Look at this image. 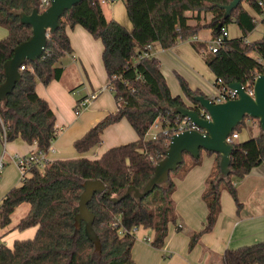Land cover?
Instances as JSON below:
<instances>
[{"label": "trees", "instance_id": "obj_1", "mask_svg": "<svg viewBox=\"0 0 264 264\" xmlns=\"http://www.w3.org/2000/svg\"><path fill=\"white\" fill-rule=\"evenodd\" d=\"M102 1L82 0L72 11H66L55 34L48 37L44 54L35 62H24L20 83L8 95L6 103L0 102V139L4 135L6 142L21 138L29 145L36 144L37 151L44 153L57 139L56 115L49 103L37 94L36 87L62 78L63 68L59 63L73 53L68 29L76 26H82L102 42V60L109 85L115 90L112 93L116 103H121L116 112L109 113L74 142L76 151L81 155L90 152L102 142L106 128L123 119L128 120L138 139L110 148L97 159L56 160L44 168H32L20 186L2 198L0 226L8 227L16 208L28 204L27 215L10 231L29 228L37 231L33 238L16 240L12 247L0 245V264H135L132 251L140 228L155 233L152 247H164L169 226L177 221L173 178L181 169L185 174L200 165L203 151L198 159L185 153L184 163L178 171L170 173L169 182L156 187L144 199L129 195L115 204L111 198L123 194L130 186L142 190L153 176L155 165L164 158L170 137L160 134L157 139L148 138L153 123L160 118L164 127L172 126L177 118L173 108L184 106L200 112L201 107L193 96H209L200 89H192L179 74L177 78L185 98L173 96L159 59L143 56L148 45L159 43L162 48L170 49L197 37L204 29L211 31L213 39L221 33L219 25L227 29L236 23L242 35L226 38L216 53L196 42H193L194 48L201 52L214 74L215 86L219 80L224 85L234 82L245 85L262 72L264 38L247 41L257 21L244 4L256 14L264 15V0H243L227 19L221 6L232 0H123L132 30L108 19ZM35 8L44 11L41 0H0V26L9 33L0 40V84L5 80L3 66L12 58L14 48L32 35V27L20 22L19 13L31 14ZM207 14L212 16L209 21L204 17ZM248 121H256L260 128L257 120L245 118L234 132L240 133ZM233 145L231 174L227 179L220 177V155L205 151L215 155L216 166L202 195L208 209L206 224L198 232H189L190 250L204 234L213 231L222 211L223 191L231 195L238 211L241 210L235 182L246 178L264 162L261 128L256 137L245 142L235 141ZM91 180L102 181L110 192L96 194L88 204L95 215L93 228L99 237L98 243L87 233L85 222L78 220L80 196L85 183ZM222 262L264 264V241L228 249Z\"/></svg>", "mask_w": 264, "mask_h": 264}, {"label": "crops", "instance_id": "obj_2", "mask_svg": "<svg viewBox=\"0 0 264 264\" xmlns=\"http://www.w3.org/2000/svg\"><path fill=\"white\" fill-rule=\"evenodd\" d=\"M108 3L109 0L103 4L106 17L108 18L107 12L110 10V19L120 21V24L125 26L128 30H132L133 26L128 18L126 9L122 11H112L109 9ZM244 6L257 21V26L247 37V41L253 42L264 38V15L256 14L246 4H244ZM204 17L209 21L212 16L207 14ZM230 25L235 26L238 32L232 34ZM230 25L227 28L229 38L240 37L242 34L239 26L236 23ZM258 28H260V34L255 38L254 34L258 31ZM8 34V30L0 26V40L5 39ZM68 35L73 53L63 57L59 63V66L63 68L62 78L59 81L51 82L47 86L38 84L36 87L37 94L49 103L52 111L56 115L58 136L52 144V150L47 154L51 162L80 157L97 159L110 148L128 144L138 139L137 133L128 120L123 119L106 128L102 135V142L98 146H95L90 152L81 155L76 151L74 142L84 136L109 113L116 112L117 103L113 93L108 89L109 80L102 60L104 50L102 42L93 38L82 26L68 29ZM211 39V31L204 29L199 33L194 42L206 44L209 50V42ZM192 43L193 42H191V45ZM182 44L181 42L175 47L164 49L159 43H154L150 45L149 49L146 48L145 51H147V55L159 59L167 83L170 76H172L173 80L174 73L180 71L178 72L179 75L181 74L182 77L189 82L192 89H200L206 94L205 89L207 87L204 85L203 77H195L194 74L186 70L181 62V58H184L183 53L185 50ZM197 52L201 53L198 50ZM188 60L187 62L193 65L192 68L195 67L198 70H205L208 75L214 77V74L208 68L204 60L205 65H202L196 58H191V56L188 57ZM198 70L195 72L199 76ZM181 71H183V73L188 72V74H185V76ZM79 80L80 82H78ZM214 80L216 81L215 77ZM74 83H79V85L74 87L71 86ZM168 85L173 96L185 98L179 84L177 85L174 81L173 89L169 83ZM79 86H81V88L78 89L77 92H74V89H77ZM93 93H99L98 98L94 100L84 112L77 115L75 111L79 100ZM246 129L247 133L245 135L243 132L239 133L238 142H245L256 137L260 132V128L256 121H248ZM104 144L107 145V148L101 150L99 146ZM36 151V144L29 145L21 138L13 142H5L3 138L0 139V160H5L6 155H8L9 162L5 163L13 164L19 172V182L17 180H10L7 175L3 173V176L0 178V189L2 190L0 196L1 200L12 188L18 187L21 184L22 175L18 165L13 160V156L16 154L26 156ZM203 159L200 165L192 168L185 174L181 171V173H178L173 178L175 184L173 200L177 219H179L180 224L169 226V233L164 247L162 249H157L147 242V238L151 240L154 238L155 233L153 231L140 228L136 232V243L132 251L135 264H161V260L165 258V254L169 256L165 264H223V255L228 249H238L264 241L263 162L260 166L254 168L246 178L235 182L238 190V197L242 203L241 210L238 211L236 203L227 191L222 192V211L213 231L204 234L196 246L190 250L189 232H198L202 230L206 224L208 209L202 199V195L207 186V179L216 166L215 155L208 154L207 158L205 160ZM251 179L257 181L258 186L244 192L247 190L245 188L246 184H248ZM178 225H182V228L186 226L188 229L187 233L180 232L177 229ZM30 230H32L30 236L33 238L37 229L35 228L33 230L32 228ZM12 231L13 230H8L4 235L6 236V234ZM149 233L151 236L148 235ZM23 234L24 233L21 232V235Z\"/></svg>", "mask_w": 264, "mask_h": 264}, {"label": "water", "instance_id": "obj_3", "mask_svg": "<svg viewBox=\"0 0 264 264\" xmlns=\"http://www.w3.org/2000/svg\"><path fill=\"white\" fill-rule=\"evenodd\" d=\"M82 0H50V6L43 12L35 8L31 14L19 13L20 22L32 27V35L27 40L16 46L13 56L5 62L3 73L5 80L0 84V102L6 103L7 97L13 92L16 85L20 83L22 75L20 68L26 61L35 62L45 52L48 37L54 35L59 27V20L66 11H72L74 6ZM243 0H232L228 5L221 6L224 9V19L231 16L234 9ZM222 26H218V31ZM238 92V98L223 103H214L209 97L203 95L193 96V100L202 109L208 112L211 120L202 118L196 110L184 106L172 109V113L181 117L189 118L197 129L171 135L170 143L165 151V156L160 160L154 169L153 176L147 181L142 190L134 186L118 197L111 198L115 204L122 201L129 195L136 199H144L150 195L156 187L163 186L169 182L170 173L176 172L184 163V154H190L198 159L201 151L219 154L220 177L227 179L231 174L233 144L227 143V137L235 131L245 118L257 120L264 135V75H259L254 82V96L249 95L243 88L242 83L234 82L228 85ZM110 194L105 184L100 180H91L85 183L84 191L79 202V221L85 222L87 233L96 242L99 237L93 225L95 215L89 210L88 204L96 194Z\"/></svg>", "mask_w": 264, "mask_h": 264}, {"label": "built area", "instance_id": "obj_4", "mask_svg": "<svg viewBox=\"0 0 264 264\" xmlns=\"http://www.w3.org/2000/svg\"><path fill=\"white\" fill-rule=\"evenodd\" d=\"M106 1L103 0L102 3L104 4ZM262 5V2H260ZM50 6V0H41V8L43 10H46ZM229 37L228 29L222 28L221 33L216 38L211 39L209 42V50L213 53H216L220 47H222L224 41L226 38ZM193 40L196 41V37H193ZM147 49L150 48V45L146 47ZM147 55L146 53L143 54V56ZM25 68L22 66L21 70H24ZM259 75H264V66L262 69V72ZM257 75L253 82H248L247 84H242L244 90L251 96H254V82L258 78ZM218 85L215 86L217 89V95L213 97H209L210 100L214 103H223L228 100H234L238 98V92H235V89L230 88L228 85H224L222 80H219ZM108 89L111 92H114L113 87H111L108 84ZM99 93H93L88 95L85 98H82L79 100L78 106L76 108L75 113L77 115H80L82 112H84L88 106L98 98ZM121 107V103H117V109ZM199 115L204 118L205 120H211V116L208 112H206L204 109L201 108V111L198 112ZM197 129L195 124L187 117H181L180 115H177V118L175 119L172 126L164 127L163 122L160 118H158L152 125L151 129L147 133V137L154 140L157 139V137L160 134L171 136L176 135L181 132H185L188 130ZM3 140L6 142L5 135L2 137ZM239 138V133L232 132L226 139L227 143L233 144L237 139ZM171 140V138H170ZM170 140L168 142V146L170 143ZM52 150V146L48 150L47 153L44 152H38L32 153L30 155L22 156L19 154H16L13 156V160L18 165L19 170L22 175V180L27 178L30 175V170L34 167L44 168L48 163H51V161L48 159L47 154L49 151ZM6 163L3 159L0 160V176L2 174V171L5 167ZM21 180V181H22ZM179 228H181V225H179ZM147 242L151 243V239L147 238Z\"/></svg>", "mask_w": 264, "mask_h": 264}, {"label": "rangeland", "instance_id": "obj_5", "mask_svg": "<svg viewBox=\"0 0 264 264\" xmlns=\"http://www.w3.org/2000/svg\"><path fill=\"white\" fill-rule=\"evenodd\" d=\"M108 5H109V9H111L112 11H122V10H124L125 9V5H124V2H123V0H109V3H108ZM106 10H107V8H106ZM109 13H110V10L107 12V14H108V19H110L111 17L109 16ZM191 15V14H190ZM119 23H120V21H118ZM231 27H230V29H231V32H232V34H235V32H238V29L237 28H235V26H233V25H230ZM260 34V28H258V31L254 34V37L255 38H257L258 37V35ZM191 42H194V40H193V38H190V39H188L187 41H184V42H182L183 44V46L185 47V50H184V53H183V55H184V58H181V62L183 63V65L185 66V68H186V70H188V71H190L192 74H194V76L195 77H200V78H202L203 77V81H204V85L207 87L206 89H205V92H206V94L209 96V97H213V96H215V95H217V88L214 86V82H215V80H214V77L211 75H208L206 72H205V70H198L197 68H195V71L196 70H198L199 71V76H198V74L194 71V68H192L193 67V65H191V63H189V62H187V61H189L188 60V57L189 56H191V58H196L198 61H200L201 63H202V65H205L204 64V61H203V58H202V54L201 53H199V52H197V50L194 48V46H193V43H192V45H191ZM180 44V43H179ZM204 45H206V44H204ZM187 64V65H186ZM178 72H180V71H178ZM178 72H175L174 74V76L176 77H174L173 76V80H172V76H170L169 77V81H168V83L171 85V87H172V89L174 88V81L176 82V84L178 85L179 84V81H178V78H177V76H178ZM182 73H183V71H181ZM205 72V73H204ZM184 75L186 74H188V72H186V73H183ZM181 75V74H180ZM185 75V76H186ZM182 76V75H181ZM78 82H80V80L78 81ZM77 85H79V83H74V84H72L71 86H77ZM180 85V84H179ZM81 88V86H79L77 89H74V92H77L78 91V89H80ZM106 93V92H105ZM77 94V93H76ZM241 132H243L244 133V135L247 133V129L245 128V129H243ZM240 132V133H241ZM237 141H239V139H237ZM107 145H108V143H107ZM107 145L106 144H104V145H101V146H99V148L101 149V150H105L106 148H107ZM98 146V145H97ZM206 152L204 151L203 152V156H202V159L203 160H205L206 158H207V155L205 154ZM76 154V153H75ZM6 163L7 162H9V157H8V155H6V158H5V160H4ZM180 171H182L183 172V170L181 169ZM3 173L5 174V175H7V177L10 179V180H17L18 182H19V172H18V170H17V168L13 165V164H11V163H8V164H6L5 165V167H4V169H3V171H2V174H1V176H0V178L3 176ZM255 186H258V183H257V181H255V180H253V179H251V180H249V183L248 184H246V186H245V188L247 189V190H245L244 192H247V191H249V190H251V189H253ZM250 188V189H249ZM224 192V191H223ZM1 194H2V190L0 189V196H1ZM1 198V197H0ZM0 202H1V199H0ZM28 211H29V205L28 204H22V205H20L18 208H16V210H15V212H14V214H13V216H12V221H11V224L8 226V227H6V228H2L1 226H0V245H2V244H4V245H8V246H12L13 245V242L15 241V240H22V239H29V238H32L31 236H30V233H31V231L32 230H30V229H32V228H29L28 230H25V231H19V230H13L12 232H10V233H8V234H6V236L4 235L8 230H10L11 228H13L15 225H17L19 222H20V220L22 219V218H24L26 215H27V213H28ZM177 224H180L179 223V219H177V221H176V223H171L170 225H172V226H175V225H177ZM179 226V225H178ZM182 226V225H181ZM35 228H33V230H34ZM187 231H188V229L186 228V226L182 229V230H180V232H183V233H187ZM21 232L22 233H24L23 235H21ZM149 236H151V234L149 233L148 234ZM169 259V256H168V254H165V258H162V260H161V264H165V262L167 261Z\"/></svg>", "mask_w": 264, "mask_h": 264}]
</instances>
